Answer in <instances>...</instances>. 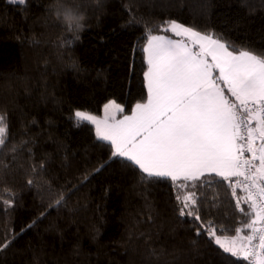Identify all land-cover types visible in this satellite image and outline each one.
Listing matches in <instances>:
<instances>
[{
    "label": "trees",
    "instance_id": "1",
    "mask_svg": "<svg viewBox=\"0 0 264 264\" xmlns=\"http://www.w3.org/2000/svg\"><path fill=\"white\" fill-rule=\"evenodd\" d=\"M53 2L0 0V112L9 125L7 147H0V197L5 188L17 194L7 212L0 203V237L15 236L0 264H148L150 247L166 248L168 264H247L223 254L206 234L197 236L192 218L178 216V189L170 181L142 185L126 161L110 160L108 145L96 139L92 124L77 127L74 112L100 115L115 100L123 115L146 99L145 29L128 23L133 14L153 27L176 19L264 48L261 0H251V15L240 0H76L86 27L78 41L68 37L64 44ZM41 161V186H27L32 165ZM45 181L66 192V206L48 207ZM198 195L201 215L233 229L225 236L235 235L246 218L235 209L227 181L217 178Z\"/></svg>",
    "mask_w": 264,
    "mask_h": 264
},
{
    "label": "snow or ice",
    "instance_id": "2",
    "mask_svg": "<svg viewBox=\"0 0 264 264\" xmlns=\"http://www.w3.org/2000/svg\"><path fill=\"white\" fill-rule=\"evenodd\" d=\"M9 2L26 4V0ZM240 5L249 15L256 10L251 0H240ZM260 7L264 9V0ZM52 11L67 34L60 38L61 43L69 42L68 37L78 41L86 23L76 0H54ZM128 23L143 24L145 29L146 43L140 50L147 64L143 72L146 101L137 102L131 115L122 119L117 114L125 108L115 100L104 104L103 118L76 110V126L94 125L96 139L110 148L109 159L126 161L142 185L170 181L178 189V216L192 218L197 236L206 234L223 254L237 260L264 264V48L237 45L214 30H200L176 19L153 27L133 14ZM30 42L39 43L34 38ZM71 67L80 70L75 60ZM8 128L7 113L0 112V147H7ZM26 143L14 145L12 151ZM45 171L44 161L33 164L27 186L40 187ZM217 178L221 184L227 181L235 209L246 218L230 238L224 232L233 229L201 215L198 193ZM44 183L52 197L48 207L66 206V192L54 188L51 181ZM4 193L0 203L7 212L15 206L17 194L9 188ZM241 202L247 204V210ZM146 207L152 220L153 206L146 201ZM14 239L7 233L0 237V252ZM167 254L166 248L150 247L148 264H168Z\"/></svg>",
    "mask_w": 264,
    "mask_h": 264
},
{
    "label": "crops",
    "instance_id": "3",
    "mask_svg": "<svg viewBox=\"0 0 264 264\" xmlns=\"http://www.w3.org/2000/svg\"><path fill=\"white\" fill-rule=\"evenodd\" d=\"M175 39V38H174ZM146 70H147V64H146ZM145 70V71H146ZM145 89H146V87H145ZM146 99H147V89H146ZM146 99L144 100V101H146ZM144 101H142V102H144ZM109 102V101H108ZM107 102V103H108ZM106 104V103H105ZM136 104V103H135ZM135 104H133V106L132 107H134V105ZM132 109V108H131ZM94 115V114H93ZM123 115H131V110L128 112V113H125V114H123ZM123 115H118L117 114V119H122L123 118ZM97 117H100V118H103L104 117V105H103V107H102V110H101V114L100 115H96ZM93 126V128H94V133H95V126L94 125H92Z\"/></svg>",
    "mask_w": 264,
    "mask_h": 264
},
{
    "label": "built area",
    "instance_id": "4",
    "mask_svg": "<svg viewBox=\"0 0 264 264\" xmlns=\"http://www.w3.org/2000/svg\"><path fill=\"white\" fill-rule=\"evenodd\" d=\"M230 192H231V190H230ZM237 192H238V189H237Z\"/></svg>",
    "mask_w": 264,
    "mask_h": 264
},
{
    "label": "rangeland",
    "instance_id": "5",
    "mask_svg": "<svg viewBox=\"0 0 264 264\" xmlns=\"http://www.w3.org/2000/svg\"><path fill=\"white\" fill-rule=\"evenodd\" d=\"M7 1H9V0H7Z\"/></svg>",
    "mask_w": 264,
    "mask_h": 264
}]
</instances>
